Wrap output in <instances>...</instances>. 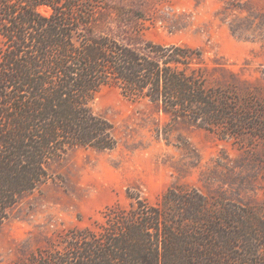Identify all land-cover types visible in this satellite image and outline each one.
Segmentation results:
<instances>
[{
    "label": "trees",
    "instance_id": "16d2710c",
    "mask_svg": "<svg viewBox=\"0 0 264 264\" xmlns=\"http://www.w3.org/2000/svg\"><path fill=\"white\" fill-rule=\"evenodd\" d=\"M100 4L0 0V226L48 179L51 161L77 147L117 146L112 124L91 106L106 86L196 123L229 119V101L210 94L192 67L200 53L115 30L111 23L134 15ZM29 264H264V207L198 190H171L158 205L137 197L127 211L109 210L98 230L72 232L62 249Z\"/></svg>",
    "mask_w": 264,
    "mask_h": 264
},
{
    "label": "rangeland",
    "instance_id": "374dc122",
    "mask_svg": "<svg viewBox=\"0 0 264 264\" xmlns=\"http://www.w3.org/2000/svg\"><path fill=\"white\" fill-rule=\"evenodd\" d=\"M100 5L134 15L125 25L111 23L115 30L200 53L192 67L210 94L229 101V119L208 126L130 99L118 84L102 88L92 110L112 124L117 146L77 147L49 163L48 179L22 196L0 226V264H29L40 252L62 249L72 232L98 230L109 210L127 211L137 197L158 205L171 190H198L264 207V0Z\"/></svg>",
    "mask_w": 264,
    "mask_h": 264
}]
</instances>
